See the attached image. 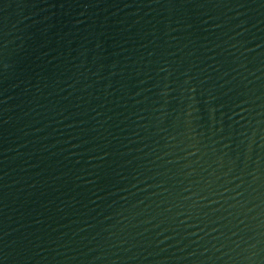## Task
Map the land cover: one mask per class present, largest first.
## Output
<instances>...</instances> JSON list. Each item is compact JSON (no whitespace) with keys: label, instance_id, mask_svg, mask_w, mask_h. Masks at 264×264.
Here are the masks:
<instances>
[{"label":"water","instance_id":"water-1","mask_svg":"<svg viewBox=\"0 0 264 264\" xmlns=\"http://www.w3.org/2000/svg\"><path fill=\"white\" fill-rule=\"evenodd\" d=\"M0 264H264V0H0Z\"/></svg>","mask_w":264,"mask_h":264}]
</instances>
